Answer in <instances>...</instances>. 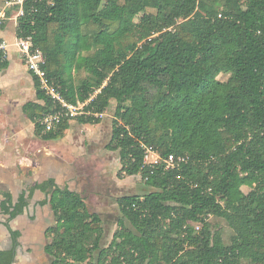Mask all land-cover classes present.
Instances as JSON below:
<instances>
[{
  "label": "trees",
  "instance_id": "trees-1",
  "mask_svg": "<svg viewBox=\"0 0 264 264\" xmlns=\"http://www.w3.org/2000/svg\"><path fill=\"white\" fill-rule=\"evenodd\" d=\"M17 36L43 52L58 95L83 104L79 115H65L32 74L39 102L24 112L36 134L60 139L73 120L99 124L116 101L108 149L119 151V175L141 174L150 191L117 200L120 228L108 246L101 215L80 193L48 180L16 203L6 194L12 247L0 250V264L15 261L21 233L11 220L35 189L50 195L56 215L47 233L51 264H256L264 257V0H26ZM50 114L64 115L46 130L41 121ZM143 145L187 161L151 168ZM210 216L233 230L229 244Z\"/></svg>",
  "mask_w": 264,
  "mask_h": 264
},
{
  "label": "crops",
  "instance_id": "crops-1",
  "mask_svg": "<svg viewBox=\"0 0 264 264\" xmlns=\"http://www.w3.org/2000/svg\"><path fill=\"white\" fill-rule=\"evenodd\" d=\"M5 2L0 0V8ZM17 24V8L8 9L1 30L9 44V59L0 66V250L12 247L11 234L5 225L9 215L2 212L6 194L16 203L24 192L30 193V187L53 180L59 188H69L84 197L93 185L119 190L126 181L118 178V171L115 175L104 174L106 160L101 155H87L88 133L97 130L96 127L111 140L113 127L109 119L95 125L79 123V126L72 122L60 139L46 140L36 134V125L24 112V106L39 101L33 75L16 45ZM13 25L15 42L7 36ZM115 153L107 157L114 160L119 170L120 154ZM50 200L46 192L35 189L24 212L11 220L12 228L21 233L13 264H51L46 250L47 233L56 224V215Z\"/></svg>",
  "mask_w": 264,
  "mask_h": 264
},
{
  "label": "rangeland",
  "instance_id": "rangeland-1",
  "mask_svg": "<svg viewBox=\"0 0 264 264\" xmlns=\"http://www.w3.org/2000/svg\"><path fill=\"white\" fill-rule=\"evenodd\" d=\"M10 33H12V36H10ZM7 36L11 37L12 41L15 42L16 38H15L14 25L11 26V28H9V32ZM228 77H229L228 75H220L221 80H227ZM116 104H117L116 101H112L110 108L106 111V113L103 114V117H102L103 119L105 118L109 119L110 122L112 123V127H113L114 111H115ZM72 122H74V124L76 125L77 124L79 125V123H77L76 120H73ZM96 128L97 130H94L88 133V137H87V142H88L87 153L88 154L87 155L98 153L106 160L105 162L106 169L104 171V174L105 172H108V174L115 175V172L118 171V173L116 174L118 178L122 180L126 179V181L123 182V185L119 190L117 189L113 190L111 188L105 190L103 188V185L99 186L96 184L90 187L89 188L90 192L85 193V196H84L87 201L86 203L88 205L89 210L92 212H97L101 215V218L103 220V227H104V235H103L102 244L104 246H108L112 242L114 234L120 228L119 222L121 218V212H120L117 200L120 197L124 195H129V194L144 195L145 193L150 191V188L145 184L144 180L142 179L141 174L133 175V176L125 175V174L119 175L120 170L122 168V164L120 165L121 166L120 169L117 170L116 165H114L115 164L114 160L112 158L109 159V157H107L108 154H114V152H116L115 155H117L119 154V151L117 150L113 151V150L108 149V145L111 142L110 136H105L104 132L100 131V129L98 130V127ZM97 133H100V134H97ZM153 159L154 157L151 155L150 160H153ZM105 179L107 181L108 177H105ZM105 184H108V182ZM243 190L245 192H248L250 190V187L244 186ZM97 193L98 195H95ZM102 193L106 197L103 198L101 195ZM209 221L211 222L213 230L220 231L223 236L224 242L226 244H229L231 241L233 230L230 228L228 223L224 219L215 217V216H210ZM254 262L256 264H264V257H261V256L255 257ZM245 263H248L247 260L245 261Z\"/></svg>",
  "mask_w": 264,
  "mask_h": 264
},
{
  "label": "built area",
  "instance_id": "built-area-1",
  "mask_svg": "<svg viewBox=\"0 0 264 264\" xmlns=\"http://www.w3.org/2000/svg\"><path fill=\"white\" fill-rule=\"evenodd\" d=\"M26 0H6L3 8H0V64H4L9 59V44L1 34L2 27L6 19V12L10 8H17V18L24 15V4ZM16 45L19 51L23 54L24 60L28 69L32 74L36 75L41 82V86L47 93L51 94L54 98L60 100L63 107L67 110L64 113L67 116L75 117L81 113L83 104L70 105L65 102L56 92L55 88L52 87L46 77V72L42 68L45 63V57L40 49L34 47V43L31 37L28 38H17ZM64 114L48 115L41 121L42 125L45 126L46 130H52L60 124L62 116ZM103 117V114L100 115ZM145 148L144 163L149 167H155L158 164L164 163L166 169H173L178 167L181 163H185L187 158L185 156H175L173 154L166 158H162L158 150L153 146L143 145ZM154 159L150 160V156Z\"/></svg>",
  "mask_w": 264,
  "mask_h": 264
}]
</instances>
